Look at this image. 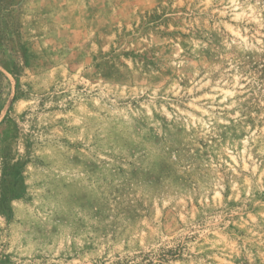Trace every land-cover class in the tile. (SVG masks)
Listing matches in <instances>:
<instances>
[{"label":"rangeland","instance_id":"374dc122","mask_svg":"<svg viewBox=\"0 0 264 264\" xmlns=\"http://www.w3.org/2000/svg\"><path fill=\"white\" fill-rule=\"evenodd\" d=\"M0 39V264H264V0H6Z\"/></svg>","mask_w":264,"mask_h":264},{"label":"trees","instance_id":"16d2710c","mask_svg":"<svg viewBox=\"0 0 264 264\" xmlns=\"http://www.w3.org/2000/svg\"><path fill=\"white\" fill-rule=\"evenodd\" d=\"M5 2H6V0H0V7H1ZM0 42H1V39H0ZM6 152H7V149L5 148V149H4V154H3V155H5V157H7Z\"/></svg>","mask_w":264,"mask_h":264}]
</instances>
